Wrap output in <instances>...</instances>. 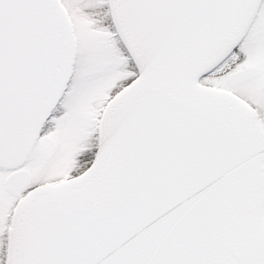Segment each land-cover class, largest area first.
I'll list each match as a JSON object with an SVG mask.
<instances>
[{
    "label": "snow or ice",
    "instance_id": "6c2138e0",
    "mask_svg": "<svg viewBox=\"0 0 264 264\" xmlns=\"http://www.w3.org/2000/svg\"><path fill=\"white\" fill-rule=\"evenodd\" d=\"M0 264H264V0H0Z\"/></svg>",
    "mask_w": 264,
    "mask_h": 264
}]
</instances>
